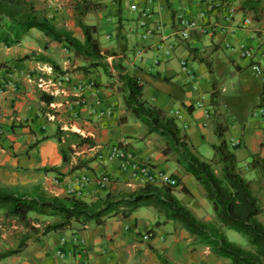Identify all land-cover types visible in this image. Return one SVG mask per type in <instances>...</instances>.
<instances>
[{"label":"crops","instance_id":"1","mask_svg":"<svg viewBox=\"0 0 264 264\" xmlns=\"http://www.w3.org/2000/svg\"><path fill=\"white\" fill-rule=\"evenodd\" d=\"M98 1L106 2L107 8L95 9V14L87 13L90 18L84 23L93 27L107 73L101 67L86 72L75 70L84 64L70 49L48 41L34 29L17 45L0 44V188L29 196L39 192L57 198L75 196L88 204L106 194L115 199L123 198L146 183L139 179L128 180L129 169L122 166V160L104 163L95 157L99 147L106 150L122 146L136 161L148 163L156 177L160 174L178 178V185L171 188V194L197 220L213 223L214 214L200 186L175 163L172 153H162L163 140L148 133L146 127L126 111L125 87L119 77L136 78L143 86V98L167 115L177 110L185 125L180 132L195 151L205 143L210 146L217 143L213 123L222 121L224 138L238 140L233 151L238 171L245 178L250 174L248 180H254V174L248 171L250 156H264V120L250 115L255 108L264 109V0H260L256 11L247 13L240 10L244 0H213L219 5L210 10L197 0ZM131 2L137 4V11L128 9ZM140 9L147 11L148 22L158 30L157 35L144 41L136 28ZM179 14L193 22L186 40L174 33L178 28L175 17ZM52 22L58 27L56 20ZM60 28L82 40L74 21ZM102 37L104 42L101 43ZM160 37L166 39L162 44H172L173 51L169 58L159 57L158 63L153 64L154 47ZM225 45L234 49L246 47L252 56L242 58L238 51H230ZM136 51L141 52L140 61L134 55ZM38 56L52 60L72 82L83 86L88 81L93 83L92 92L84 88V105L56 97L52 101L56 108L48 109L42 101L44 94L24 82L27 74L35 77L48 73L49 65L37 61ZM180 60H186L193 80L180 70ZM225 65L231 66L238 75L248 71L249 76L259 81L255 90L259 104L245 115L240 113L239 116L238 108L221 102L220 95L225 89H219L215 73H220ZM252 65L258 66L259 74L251 69ZM50 72L58 76L51 68ZM234 96L239 98L237 94ZM211 101H215L216 106ZM197 102L209 113L216 109L204 126L203 109L196 107ZM98 110L109 114L99 118ZM47 114H53L52 118ZM57 130L92 135L93 138L88 139L91 145L70 143L67 160L62 161L55 137ZM74 166L82 167L72 170ZM101 173L112 177V183L103 189L93 182ZM80 175H85L88 181L78 189L73 181ZM128 182L131 187L127 186ZM150 185L166 186L157 179ZM260 204L263 210L258 220L264 224V198L260 199ZM29 217L37 221L24 227L0 214V252L15 248L24 235L29 236L18 254L1 259L0 264H230L207 247L198 245L178 224L164 221L152 207H139L123 218L120 214L108 216L100 225L90 223L84 229L71 222L46 234L41 233L42 227L53 219L32 214ZM228 232L224 231L226 238L230 235ZM143 234L149 235L145 242L141 240ZM72 237L81 239V243L72 242ZM60 239H63L61 244ZM240 247L247 249L246 245Z\"/></svg>","mask_w":264,"mask_h":264},{"label":"trees","instance_id":"2","mask_svg":"<svg viewBox=\"0 0 264 264\" xmlns=\"http://www.w3.org/2000/svg\"><path fill=\"white\" fill-rule=\"evenodd\" d=\"M259 4L260 0H244L240 10L244 13L253 12ZM90 9L91 5L85 0H76L72 6L74 24L82 35L79 41L70 31L56 27L42 10L35 7L32 0H0V44L6 47L17 45L23 36L34 29L48 41L63 44L70 49L73 56L84 64L75 70L86 72L87 69L101 67L107 73V65L102 61L104 56L93 36V27L83 22ZM36 60L49 65L54 75L64 73L46 57L38 56ZM119 79L125 87L123 104L126 111L142 123L148 133L163 140L162 153H172L175 163L200 186L215 221L204 223L197 220L171 194L172 187H155L150 184H145L137 192L123 198L115 199L106 194L89 204L75 196L57 198L42 192L29 196L17 190L0 188V214L3 218L14 219L24 227L37 221L30 218L29 214L53 219L42 227L41 233L46 234L60 230L71 222L79 226L90 223L98 226L108 216L120 214L123 218L139 207H152L163 216L164 221L178 224L198 245L207 247L216 257L226 259L230 264H264V225L258 220L263 210L260 199L264 198V156H250L248 171L254 174V180L242 176L237 168L234 149L229 148L224 138L225 125L220 121L213 123V132L217 138V143L211 146L213 158L209 161L201 160L186 136L180 132L174 118L143 98V86L136 78L125 75ZM42 101L47 105L53 98L42 95ZM211 104L216 106L215 101H211ZM55 137L62 161L67 160L70 143L91 145L87 138L74 133L57 130ZM80 167L74 166L72 170ZM170 177L175 179L177 186L179 179ZM182 191L187 193L184 188ZM224 231L240 235L247 249L228 241ZM28 238L24 235L15 248L0 252V260L18 254L23 248L22 243Z\"/></svg>","mask_w":264,"mask_h":264},{"label":"built area","instance_id":"3","mask_svg":"<svg viewBox=\"0 0 264 264\" xmlns=\"http://www.w3.org/2000/svg\"><path fill=\"white\" fill-rule=\"evenodd\" d=\"M148 3L153 2L154 0H146ZM201 3H204L208 10L213 8L214 6L217 7L219 4L213 2V0H197ZM128 9L131 12L137 11L139 8L135 2H131L128 5ZM149 14L147 13L146 10L140 9L138 12V18H137V23H136V28L140 30L138 36L141 40H146L148 38H151L154 35H157L156 32L158 30L156 26L150 25L148 22ZM175 21L177 23V29L175 30L176 36L179 37L181 40H186L188 38V30L193 26V22L189 21L186 19L183 15L179 14L176 15ZM165 38L160 37L159 43L155 45V53H154V59H153V64H157L159 57L162 58H169L172 54L173 51V46L172 44H162L165 42ZM225 48L230 50V51H238V54L242 58H251L252 52L243 46H240L239 48L237 47L234 49L233 47H230L228 45H225ZM135 57L140 61L141 59V52L136 51L134 53ZM180 65V70L188 77V79L193 80V76L190 73V70L187 68L186 60H180L179 61ZM251 69L256 73L259 74L260 70L257 65H252ZM11 76V75H9ZM24 82L26 84H32L39 92H41L44 95H47L51 98H56L60 97L61 99H71L70 103H74L75 105H84L85 101L82 98L83 97V91L84 88L91 91L93 90V83L91 81H88L85 83V86L81 85L80 83L77 82H72L70 77L66 74L58 75V76H53L52 73L50 72V68H48V73L44 74L43 76H35L32 77L30 75H25L24 76ZM8 84H11L9 82ZM7 84V85H8ZM49 110H54L56 107L54 103H49L47 105ZM196 107L203 109V123L202 126H204L206 123L210 120L211 114L209 113L207 109L203 108V105L201 102L196 103ZM109 112L106 110H98L97 111V116L99 118L108 116ZM169 116H172L174 119L181 120V115L177 110H173L169 112ZM53 114H47L46 116L48 118H52ZM251 116L256 119H262L264 120V109L262 107L255 108ZM185 128V125L182 126ZM1 134V132H0ZM76 134L79 135L82 138H87V139H92V135H86L82 133L81 131H76ZM227 144L229 148L235 149V147L238 146V140H228L226 139ZM95 157L98 161H104L106 162H111L112 160H122L121 164L122 166H125L129 169V174H128V180L135 181L136 179H139L143 181L146 184H152L155 182L157 179L160 184H165L166 186L174 187L176 186V181L174 178H170L169 176H162L155 174L148 163H144L141 161H136L134 157L132 156L131 153L123 149L122 146H112L106 150H102L100 147L96 150L95 152ZM127 180V181H128ZM88 181V178L85 175H80L78 178H76L75 181H73V186L75 188H82L84 184H86ZM94 184L96 185L97 188L103 189L105 187H108L112 183V177L106 175L105 173H101L99 176H97L93 180ZM131 182L127 183L128 187H131ZM85 226L82 227L84 229ZM149 238L148 234H143L141 236L142 241H146ZM72 242L75 243H81V239H77L72 237L71 238ZM63 242V239H60V244ZM58 255L61 256L60 252H57ZM81 264H87L85 262Z\"/></svg>","mask_w":264,"mask_h":264},{"label":"rangeland","instance_id":"4","mask_svg":"<svg viewBox=\"0 0 264 264\" xmlns=\"http://www.w3.org/2000/svg\"><path fill=\"white\" fill-rule=\"evenodd\" d=\"M32 1L35 4V7L39 10H42L48 18H50L51 20H56V25L58 24V28L62 27V25H64V23L68 21H74L72 14V6H74L76 0ZM85 1L91 5V9L89 11L90 14H95V12H93V10L95 9L101 10L107 8L106 2H99L98 0ZM87 17L88 16L86 14L83 18V22H85V19ZM88 18H90V16ZM103 38L104 37H102L100 41L101 43L104 42ZM128 55L131 56V53ZM220 69V73H215V79L219 83V89H225V91L220 95L222 98L221 102H226L229 107H232L233 109L238 108L237 111L239 112V116H241L240 113H242V115H245L248 111L253 109L254 106L259 104V97L255 94V90L259 86V81L257 77L255 78L251 75L249 76L250 72L248 71H244L242 74L238 75L229 65L222 66ZM243 89L246 91L243 92ZM236 94L239 96V98H236L234 96ZM174 122L177 127L182 131V126L184 125L183 121L174 119ZM209 128L211 129V127ZM214 136L216 135L214 134ZM211 146L205 143L198 151H195L201 160L209 161L212 159L213 151ZM244 173L246 174V171ZM246 175V179H248V176H250V174L247 173ZM228 233L230 235L227 237V239L230 242L239 246H247L245 240L240 235L231 231H229Z\"/></svg>","mask_w":264,"mask_h":264},{"label":"clouds","instance_id":"5","mask_svg":"<svg viewBox=\"0 0 264 264\" xmlns=\"http://www.w3.org/2000/svg\"><path fill=\"white\" fill-rule=\"evenodd\" d=\"M48 97H49V96H48ZM53 99H54V98H53ZM50 103H52V102H50ZM47 105H48V104H47ZM75 134H76V133H75ZM169 177H170V176H169ZM170 178H171V177H170ZM174 187H175V186H174ZM85 225H86V224H85ZM85 225H82V227L85 226Z\"/></svg>","mask_w":264,"mask_h":264}]
</instances>
